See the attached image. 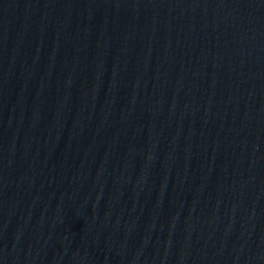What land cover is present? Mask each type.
<instances>
[{
  "label": "water",
  "instance_id": "obj_1",
  "mask_svg": "<svg viewBox=\"0 0 264 264\" xmlns=\"http://www.w3.org/2000/svg\"><path fill=\"white\" fill-rule=\"evenodd\" d=\"M0 264H264V0H0Z\"/></svg>",
  "mask_w": 264,
  "mask_h": 264
}]
</instances>
